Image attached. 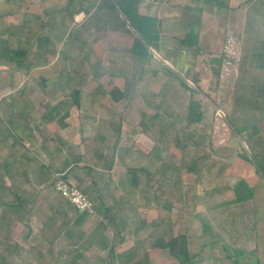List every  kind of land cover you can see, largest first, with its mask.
I'll return each instance as SVG.
<instances>
[{
	"label": "rangeland",
	"instance_id": "374dc122",
	"mask_svg": "<svg viewBox=\"0 0 264 264\" xmlns=\"http://www.w3.org/2000/svg\"><path fill=\"white\" fill-rule=\"evenodd\" d=\"M115 2L73 0L71 9L64 11L69 0H0V26H20L14 34L20 42H29L30 49L40 35H54L53 44L67 32L74 36L53 45L55 51L42 56V61L30 57L33 62L29 68L22 67L20 85H38L27 70L44 67L36 72L57 75V84H62L58 77L68 71L76 78L72 82L76 87L82 73L87 76L83 85L137 87L136 93L126 95L130 104L139 107L144 95L152 104L160 103L158 109L148 111L158 117L150 124L146 121L150 131L142 141L146 150L152 144L154 154V170L146 186L153 204V213L146 214L147 236L159 234L163 224L171 232L168 240L173 231L187 236V264H264V0H231L232 8L225 0L226 7L217 0H142L138 12L158 19L161 37V53L150 49L154 58L143 65L128 54L131 35L113 28L116 12L99 10L112 3L119 11ZM86 6L90 7L87 17L82 13ZM77 10L71 23L68 14ZM48 17L51 23L63 20L61 28L45 27ZM196 22L198 50L180 49L178 42L190 27L195 30ZM157 61L195 91L193 98L201 108L198 123L189 126L185 121L190 91ZM12 84L16 86V79ZM132 120L140 129V116ZM161 167L160 176L156 172ZM16 180L8 187L5 180L0 182V264H68L78 251L77 238L72 243L66 234L74 226L68 221L76 215L70 208L67 222L45 213H39L41 218L24 217ZM241 180L250 186L251 199L230 203ZM164 205L167 213H161ZM161 218L165 222L154 228ZM219 240L226 246L215 245ZM77 253L80 258L73 264H102L108 257Z\"/></svg>",
	"mask_w": 264,
	"mask_h": 264
},
{
	"label": "crops",
	"instance_id": "0c3cea01",
	"mask_svg": "<svg viewBox=\"0 0 264 264\" xmlns=\"http://www.w3.org/2000/svg\"><path fill=\"white\" fill-rule=\"evenodd\" d=\"M217 1L225 7L227 4L233 7L231 0H225L227 4H224V0ZM212 32L215 35L214 29ZM201 37L200 31L199 41ZM209 38H213L210 33ZM60 43L63 41H56L54 45ZM0 45L4 46V43ZM33 46L29 50L30 57L35 56ZM2 51L0 182L5 180L8 187L17 181L16 178L20 181L18 205H24L22 215L41 218L39 213L52 214V217L57 215L67 222V212L72 210L76 217L68 223L74 226L66 233L70 242L74 243L73 240L77 238L78 243L74 248L84 255L108 254L102 264H178L166 249L153 245L155 240L166 242L170 236L168 225L161 226L165 222L162 218L157 219L154 225V228L161 226L159 234L153 237L150 233L147 236L146 214L153 213V204L146 186L154 170V154L152 144L146 150L142 141L150 131L146 121L149 124L152 122L148 111L153 110L146 107L143 101L139 107L136 103H129L126 95L136 93L137 87L131 90L130 87L120 88L116 85L111 89L100 84L83 85L87 76L82 73L79 77L81 84L73 87L72 82L76 78L67 75L68 71L62 76H68L71 80L64 81L60 75L58 78L62 84H57V75L49 71L36 72L38 68L27 70V76L33 75L38 79V85H20L25 68L8 63ZM13 78L16 79V86L12 84ZM113 90L117 91L114 97L110 94ZM74 91L78 93V106L71 101ZM134 105L138 108H134ZM137 114L145 120L146 128L141 126L137 129L132 123ZM159 155L155 152V156ZM162 167L155 171L160 176L164 172ZM17 173H20V177H17ZM56 174H63L92 202L95 215L78 213L54 191ZM142 190L145 193L141 194ZM164 206L161 213L168 212V206ZM172 233L171 237L181 234ZM216 244L226 246L225 241L219 240ZM228 247L238 249L236 246Z\"/></svg>",
	"mask_w": 264,
	"mask_h": 264
},
{
	"label": "trees",
	"instance_id": "16d2710c",
	"mask_svg": "<svg viewBox=\"0 0 264 264\" xmlns=\"http://www.w3.org/2000/svg\"><path fill=\"white\" fill-rule=\"evenodd\" d=\"M73 0H69V4L64 8V11H69L72 7L71 3ZM142 2V0H117V2H115L116 4V8L119 11H116L114 9V5L112 3H107L105 5H103V7H100L99 10H104V9H109V10H114L117 14L116 17V25L117 27H113L115 28H119L120 31L123 34H127V35H131V47L128 51V54L130 56H132L134 58V60L136 62H140L142 65L144 63H149L150 60H152L153 54L150 52V49H153L157 54L161 53V44H160V34L157 31V26L156 24L158 23V19L153 17V16H149V15H145V14H141L138 12V7L139 4ZM218 3V2H216ZM87 7V6H86ZM69 8V9H68ZM84 11L82 12L84 14L85 17L89 16V12H90V7H87V9H83ZM75 11H73V13L70 11V13L68 14V17L70 18V22L73 23V18L74 14H77L79 12V10H77L75 13ZM200 12V10H199ZM198 12V14H199ZM201 13V12H200ZM96 17V15H95ZM49 18V17H48ZM52 18L50 17L45 25V27H48L49 29L55 30L56 28H61V24L63 25L62 21H60V23H51ZM196 20L192 21L195 22ZM58 24V25H57ZM76 26V25H74ZM55 27V28H53ZM197 22H196V26H195V30L192 29V27H190L189 31L185 34V36L183 37V39H181L178 43H179V48L180 49H185L189 52V51H196V49L198 48L197 43H198V35H197ZM12 29H14L12 31ZM16 30H20V26H14V27H10V26H0V44L4 43V46L0 45V52L1 50H3L2 55L3 58L10 64H13L14 66L18 67V68H22L24 66V64L26 65L27 68L30 67L31 63L33 61H42L44 55L49 54L52 55V53L54 52V49L51 48L54 44L53 41L51 40L52 37H54V35L48 36V35H40L37 39H36V43L34 44V48H35V58L33 61H31L30 56H31V52L29 50H31L29 47V42L26 43L25 40H23L22 42H20V39L16 37V34H14ZM70 30V29H69ZM191 30V31H190ZM194 31V32H193ZM8 38V39H7ZM66 38L68 40H73L74 36L70 35V32H67L66 35L63 37V39H54L56 41H66ZM10 40H14V42H10ZM51 44V46H50ZM66 46H70L71 42L67 41V44H65ZM32 47V46H31ZM196 48V49H195ZM179 49V50H180ZM198 50V49H197ZM159 55V54H158ZM161 56V55H160ZM161 67L162 70H164V72H166L167 74H171L172 76H174L176 78V80L178 81L179 85L184 88L187 89L188 91H190L192 97H190L187 108H186V114H185V121L187 122V124L193 125L198 123V121L200 120V116H201V108L200 105L197 101H195V99L193 98V95L196 94L195 91L191 88H189L186 83L183 81V79L179 78V76H177L176 74H174L173 72L170 71V69H167L166 67H164L162 65V63L160 61H157ZM68 75V74H67ZM64 77V76H62ZM65 81H70L71 78L64 77ZM195 83V80L192 79ZM116 90L114 92V90L110 93L111 96H116ZM78 93L77 91H74L71 94V101L72 104H74L75 106H78V97H77ZM121 96V95H120ZM118 98V97H116ZM120 98V97H119ZM143 103L146 107H149L151 109H158L160 106V103L157 104H152L150 101H148L144 95L143 97ZM141 117L144 118V114L141 112L140 113ZM158 115L155 114L154 116H151L152 120L157 118ZM141 120V119H140ZM141 126H144L146 128V125H144L143 119L142 121H139ZM243 158V157H242ZM244 159H246V157H244ZM261 170L263 171L262 176L264 177V164L262 165ZM243 188V190L241 189ZM235 198L232 199V201L230 203H242V202H246L249 201L251 199V189L250 187L247 185V183L244 180H241L237 183L235 191ZM187 236H185L184 234H179L175 237H171L169 240H167L166 242L163 241L162 239H157L155 240V242L153 243V245L158 246L162 249H166L169 253L170 256L176 258L178 264H187L190 262L189 256H188V243H187ZM104 246V245H103ZM105 246H107L105 244ZM78 252V251H77ZM75 252L76 254L73 255V257L70 258V262L68 264H73V261L76 258H80L79 254ZM104 263V261H103Z\"/></svg>",
	"mask_w": 264,
	"mask_h": 264
},
{
	"label": "built area",
	"instance_id": "2783aa9c",
	"mask_svg": "<svg viewBox=\"0 0 264 264\" xmlns=\"http://www.w3.org/2000/svg\"><path fill=\"white\" fill-rule=\"evenodd\" d=\"M54 191L66 200L78 213L95 215L92 202L75 186L71 185L63 174H56L53 180Z\"/></svg>",
	"mask_w": 264,
	"mask_h": 264
}]
</instances>
